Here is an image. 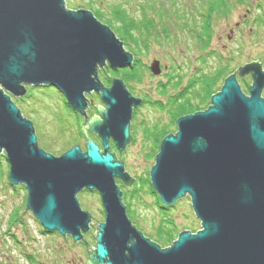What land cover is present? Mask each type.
Masks as SVG:
<instances>
[{
  "label": "water",
  "instance_id": "95a60500",
  "mask_svg": "<svg viewBox=\"0 0 264 264\" xmlns=\"http://www.w3.org/2000/svg\"><path fill=\"white\" fill-rule=\"evenodd\" d=\"M132 62L114 32L88 9H68L65 0H0V154L9 165L10 183L27 189L25 210L47 232L56 231L64 240L68 234L73 243L82 240L87 246L82 233L91 216L77 194L97 191L104 217L93 251L85 248L88 264H264L261 63L238 67L207 108L178 117L176 131L161 139L150 184L165 207L188 196L200 222V229H184L161 247L128 217L116 179L129 189L134 178L110 147L111 141L122 152L131 142L132 111L141 99L121 79L111 77L106 87L97 77L106 63L114 68ZM150 70L159 74L157 60ZM236 74L251 76L249 95ZM23 84L55 87L84 115V152L76 144L55 156L37 146L33 123L10 96L23 95ZM93 91L104 107L95 104L98 115L88 119L85 94ZM88 132L101 139L102 151Z\"/></svg>",
  "mask_w": 264,
  "mask_h": 264
},
{
  "label": "rangeland",
  "instance_id": "374dc122",
  "mask_svg": "<svg viewBox=\"0 0 264 264\" xmlns=\"http://www.w3.org/2000/svg\"><path fill=\"white\" fill-rule=\"evenodd\" d=\"M86 1L65 0V4L68 9L90 10L84 5ZM91 1L92 6H99L106 16L110 15L107 6L124 3L131 8L129 18L136 25L132 30L128 22L119 20L114 28L111 27L124 50L133 56L132 74L130 66L112 68L108 63L98 68L97 74L106 87L110 86L111 77L121 79L132 96L141 99V104L132 111L131 142L120 152L110 141L117 158L134 178L130 188L135 192L130 206L137 222L132 217L131 222L150 239L149 233L155 234L160 226L170 223L175 224L179 232L184 229L194 232L200 229V222L193 214L188 196L167 206L169 209H162L159 208L163 206L161 202L158 206L156 198L144 186L137 185L136 179L147 177V173L149 175L156 155L152 140H159L167 132H175L174 113L178 109L171 111L174 102L184 100V93L192 88H197L196 98L197 92L202 94L203 89L194 87V84L206 79L205 73L224 70V76L219 80L221 85L225 75L238 67L252 61L260 62L264 53V0H132L131 4L127 0ZM146 22L148 25L144 24ZM156 59L161 70L154 75L150 65ZM104 70H108L111 76L102 79L106 73ZM112 73L115 75L112 76ZM251 82L246 75L238 76V84L246 95H249ZM38 87L25 85L23 95H10L11 99L16 98L17 102H13L22 116L33 123L37 146L55 156L76 144L84 152L85 136L79 135L82 130H78V123L71 124L75 117L65 106L63 95ZM219 89L220 86L214 87L213 93L198 105L199 110L210 105L211 96ZM4 93L7 94L6 91ZM85 95L88 98L85 116L90 119L92 114L98 115L95 104L102 107L104 104L94 91ZM200 99H203L202 95ZM181 105L180 112L185 107L184 101ZM84 120L82 115L80 125ZM158 121L165 125L156 134L153 128ZM88 134L96 140L95 135ZM7 174L8 163L3 152L0 154V264H88L87 251L94 248L97 225L104 217L99 193L83 189L77 194L82 210L91 216L89 229L83 233V238L91 246L89 248L82 240L73 243L68 234L64 240L57 232L43 231L32 212L25 210L27 189L22 184L10 186ZM122 201L125 203L123 198Z\"/></svg>",
  "mask_w": 264,
  "mask_h": 264
},
{
  "label": "trees",
  "instance_id": "16d2710c",
  "mask_svg": "<svg viewBox=\"0 0 264 264\" xmlns=\"http://www.w3.org/2000/svg\"><path fill=\"white\" fill-rule=\"evenodd\" d=\"M127 1L130 2V4L132 2V0H127ZM92 3L93 2L91 0H87L84 3V5H87V7L90 8V10L94 14V16L100 22L101 21L104 22L103 24L106 25V26H108L110 29H111V27L114 28V26L116 24H118L117 21H119V20L122 21V22H124V23H125V21L128 22L132 26V30H133V26H136L134 24L133 20H130V18H129L130 17V14H129L130 10L129 9H131V8L130 7L127 8V6L124 3L118 2V3L111 4V5L107 6L109 8V11H110V15L109 16H106L105 12L99 6L94 8L92 6L93 5ZM77 7H79V6L77 5ZM154 8L157 10V8L155 6H154ZM115 19H117V20L115 21ZM140 23H142V22H140ZM144 24L145 25H148L147 22L144 23ZM141 41H142V39L140 40V42ZM129 71H130V73L133 72L132 71V67L129 68ZM224 73H225L224 70L223 71L220 70V71L209 72L208 75L205 73L204 76L205 77L207 76L208 79L206 78L207 79L206 80L204 78L205 80L202 79V81L200 80L199 83L196 82L194 84V87L197 86L199 89L202 88L204 92L202 94H200V93L197 92L198 97L196 98L195 97L196 96L195 91H196L197 88L196 89L195 88H192L191 90L186 91L184 93V100H183L185 107H184L183 111L180 112L179 108L181 106H183L180 103L179 108H178V112L174 113V115H176V117L177 116L180 117V116H182V114L184 115V113L185 114L186 113L188 114V113H192L194 111H197V110L201 109V108L198 107V105L200 106V104H202L201 101L204 102L206 100V98L208 97V95L210 96V93L211 94L213 93V91H214L213 89H214L215 86H220L219 85V83H220L219 80L222 79V77L224 76ZM107 75H108V72L105 73V76L102 77V79L103 78H107ZM114 75L115 74L112 73V76H114ZM225 76H227V75H225ZM127 77L130 78L129 75H127ZM45 87L48 88L50 86L45 85ZM203 94H204V96H203ZM201 95H202L203 99H200ZM15 99L16 98H13L12 97V100L16 103L17 101ZM193 100H194V102H192ZM188 105H191V106H188ZM73 115H74V113H73ZM73 121H74V123H71L72 125H75V124L78 123V126H79V123H80L79 117L73 118ZM79 135L82 137L83 136V133L80 131L79 132ZM79 135H77V136L79 137ZM155 140H157V138ZM95 142L100 146V141L99 140L96 139ZM152 142L155 143V144H153V148L156 149L155 150V154H156V152L158 151V144L160 142V139L157 140V141L152 140ZM153 148H151L152 151L154 150ZM115 155L117 157V153L116 152H115ZM116 182L120 185V188L122 190V195H123V199H124V202H125L124 204H126V212H127L128 217L129 218L132 217V218L135 219L136 215H134V211L131 209V206H130V199L133 198L135 191L133 189H131V188L125 189L124 186H122L120 184V181L119 180H116ZM136 183H137V185H140L141 187L144 186L146 188L145 190L149 194L153 195L156 198V203L159 206V204H160L159 203V199H158L159 197H158L157 193L153 190V188H152V186L150 184L148 173H147V177H143L142 179H139V180L136 179ZM87 191H90V190H87ZM159 208L169 209L168 207H163V206H159ZM135 221H136V219H135ZM43 231H45V230H43ZM155 231H156L155 234H150L149 233L148 235L151 236V240H153L156 243H158L161 247L168 246L177 237V235L179 233V229L177 228V226L175 224H172V223H170L167 226H160ZM92 251L93 250H91L90 252H92Z\"/></svg>",
  "mask_w": 264,
  "mask_h": 264
},
{
  "label": "flooded vegetation",
  "instance_id": "af4514ba",
  "mask_svg": "<svg viewBox=\"0 0 264 264\" xmlns=\"http://www.w3.org/2000/svg\"><path fill=\"white\" fill-rule=\"evenodd\" d=\"M260 63H261V65H262V69H264V61L263 62H261V59H260ZM232 73H236V71H232L231 73H229L227 76H229L230 74H232ZM226 76V77H227ZM246 76H248L250 79H251V76L250 75H246ZM225 77V78H226ZM243 77H245V76H243ZM224 78V79H225ZM236 78H237V81H238V75L236 74ZM224 79H223V81H224ZM244 80H245V78H243ZM223 81L221 82L222 84H223ZM221 84V85H222ZM221 85H220V87H221ZM240 88H241V90H242V86L240 85ZM181 98V97H180ZM183 101V99H178L176 102H174L173 104H172V106H171V111L173 110V112L175 111V110H177L178 108H179V105H180V103ZM169 107H170V104H169ZM133 112H134V109H133ZM179 116H177L175 119H177ZM175 123H176V121H175ZM158 125H160L159 127H157ZM164 125L165 124H163L162 123V121H158L157 122V124H156V127L155 128H153V130L155 131V133L156 134H158L159 132H160V130L162 131V129H163V127H164ZM175 131H176V128L174 129ZM169 133H174V131L173 132H169ZM168 134V132L166 133V134H164V136L165 135H167ZM164 136H162L161 138H160V141H161V139L164 137ZM160 143V142H159ZM158 147H159V144H158Z\"/></svg>",
  "mask_w": 264,
  "mask_h": 264
},
{
  "label": "bare ground",
  "instance_id": "6f19581e",
  "mask_svg": "<svg viewBox=\"0 0 264 264\" xmlns=\"http://www.w3.org/2000/svg\"><path fill=\"white\" fill-rule=\"evenodd\" d=\"M123 48H124V46H123ZM157 60V59H156ZM159 61V60H158ZM262 66V65H261ZM160 70H161V68H160ZM262 70H264V69H262ZM151 71V70H150ZM160 73V72H159ZM109 75L111 76V73H109ZM237 79V78H236ZM222 86V85H221ZM45 87V85H40V87H38L39 89H43ZM46 88V87H45ZM221 88V87H220ZM47 90H54V91H57V89L55 88V87H52V86H50V87H48L47 88ZM220 90V89H219ZM57 92H59V91H57ZM60 93V92H59ZM86 96V95H85ZM261 97H263L262 96V92H261ZM264 98V97H263ZM86 99L88 100V98L86 97ZM63 101H64V104H65V106H67L68 107V109L70 110V111H72L71 113H74V117H79V119L81 120V117H82V115H80V114H78L77 112H75L67 103H66V101H65V98L63 97ZM189 114V113H188ZM184 115H186V114H184ZM81 129V125H80V123H79V126H78V130H80ZM168 135V134H167ZM166 136V135H165ZM95 138L97 139V140H99L100 141V143H101V139L97 136V135H95ZM100 147V146H99ZM111 147V146H110ZM82 150V149H81ZM100 150L102 151V146L100 147ZM113 150V149H112ZM114 156H115V159H117V160H119L117 157H116V155H115V152H114ZM9 169V168H8ZM132 177V176H131ZM118 180V179H117ZM24 187H25V185L24 184H22ZM120 186V185H119ZM121 189V188H120ZM84 190H87V189H84ZM82 191V190H81ZM27 197V196H26ZM25 205H26V201H25Z\"/></svg>",
  "mask_w": 264,
  "mask_h": 264
}]
</instances>
